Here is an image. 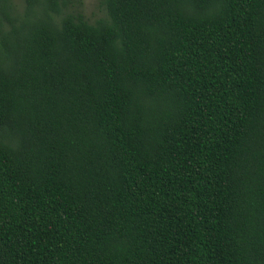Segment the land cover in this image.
<instances>
[{"label": "trees", "instance_id": "1", "mask_svg": "<svg viewBox=\"0 0 264 264\" xmlns=\"http://www.w3.org/2000/svg\"><path fill=\"white\" fill-rule=\"evenodd\" d=\"M0 0V264H264V0Z\"/></svg>", "mask_w": 264, "mask_h": 264}, {"label": "rangeland", "instance_id": "2", "mask_svg": "<svg viewBox=\"0 0 264 264\" xmlns=\"http://www.w3.org/2000/svg\"><path fill=\"white\" fill-rule=\"evenodd\" d=\"M18 7H21V0H12ZM82 11L85 17L94 22L104 16L103 10L99 7L97 0H82Z\"/></svg>", "mask_w": 264, "mask_h": 264}]
</instances>
